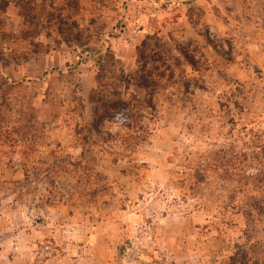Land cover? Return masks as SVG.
<instances>
[{
    "label": "rangeland",
    "instance_id": "374dc122",
    "mask_svg": "<svg viewBox=\"0 0 264 264\" xmlns=\"http://www.w3.org/2000/svg\"><path fill=\"white\" fill-rule=\"evenodd\" d=\"M149 93L95 123L91 96ZM55 234L79 264H264V0L0 11V264Z\"/></svg>",
    "mask_w": 264,
    "mask_h": 264
},
{
    "label": "trees",
    "instance_id": "16d2710c",
    "mask_svg": "<svg viewBox=\"0 0 264 264\" xmlns=\"http://www.w3.org/2000/svg\"><path fill=\"white\" fill-rule=\"evenodd\" d=\"M21 1L23 0H0V11L5 12L9 4L14 3L16 5H19ZM24 17L25 25H28L33 22L29 18H27L26 15ZM74 27L79 28L78 24L74 25ZM22 35L23 39L32 38L30 36V33L26 30L23 32ZM74 41L79 43V46H81L80 38L76 36V38H74ZM150 77L151 75L138 76V86L148 91L150 87L153 86V84H150ZM126 81L127 80H125L124 76H122V78L118 80V82ZM152 98V94L149 93V95L145 99H140L135 96L133 100H124L118 94H114L113 99L103 102V99H99L96 96H91V102L95 105V123L98 124L100 120L117 122L121 125H124L127 129H132V124L140 123L143 119L145 120V114L147 110H150L152 112L156 111ZM231 261L237 264L240 259L233 257L231 258Z\"/></svg>",
    "mask_w": 264,
    "mask_h": 264
},
{
    "label": "built area",
    "instance_id": "2783aa9c",
    "mask_svg": "<svg viewBox=\"0 0 264 264\" xmlns=\"http://www.w3.org/2000/svg\"><path fill=\"white\" fill-rule=\"evenodd\" d=\"M61 229L63 233H70V231H66L69 229L66 224L62 225ZM34 252L33 263L35 264H79L71 254L68 240L65 241V238H61L57 234L52 235L48 241L36 245Z\"/></svg>",
    "mask_w": 264,
    "mask_h": 264
}]
</instances>
